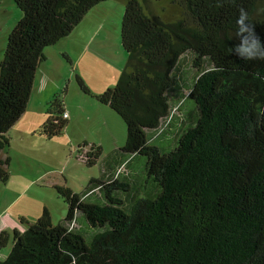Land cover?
I'll return each mask as SVG.
<instances>
[{
	"label": "trees",
	"instance_id": "trees-1",
	"mask_svg": "<svg viewBox=\"0 0 264 264\" xmlns=\"http://www.w3.org/2000/svg\"><path fill=\"white\" fill-rule=\"evenodd\" d=\"M13 1L22 16L0 61V182L44 48L106 0ZM120 1L125 65L94 97L123 120L125 142L107 153L88 142L74 151L90 168L100 158L117 163L80 193L57 186L67 206L60 223L44 209L23 231H1L0 247L11 246L0 264H264V61L229 51L239 43L240 8L264 43V0ZM201 62L210 66L191 73ZM174 71L191 85L195 110L183 112L172 94ZM64 113L55 96L37 133L62 134Z\"/></svg>",
	"mask_w": 264,
	"mask_h": 264
},
{
	"label": "crops",
	"instance_id": "crops-1",
	"mask_svg": "<svg viewBox=\"0 0 264 264\" xmlns=\"http://www.w3.org/2000/svg\"><path fill=\"white\" fill-rule=\"evenodd\" d=\"M110 34H112V31L107 22V30H104L100 37L94 41V35L92 34V40L84 41L82 44L76 43L72 40V37L69 36V38H67V47L65 48L60 46L65 40V36L49 46L56 45L59 51L66 55V59L75 66H77L76 63L78 64V62L82 61L83 55L88 52L91 46L98 48L101 52L105 53L106 57L104 58V63L107 65L105 78L102 79L101 77H98V83L101 86V91H103L107 87H112L123 69L126 60L124 50H121V48L115 50L114 45H111L114 51L110 56H107L111 43L105 39V37ZM91 41L94 43L90 44ZM47 59L48 58L45 54V59L41 61V63H43V68L41 63H39L36 69L32 91L26 110L11 128L9 132V145L3 150L1 155L2 157L7 156L9 158V176L5 182H0V232L6 231L10 235L13 230L23 231L26 229V227L34 222L42 213L37 212L36 208L33 214L30 213L29 210H26L23 206V196L33 181L32 178H29V175L38 169V164L41 158L38 154L41 153V149L47 146V143L50 141V139L39 135L37 130L46 119L45 111L48 102L57 95L60 88V81H57V85L55 86L51 83L50 76H52L53 72L46 71L48 68ZM74 72H77V67H75ZM76 77H79L83 82L80 76L77 75ZM70 90L71 89H65V91ZM82 94L90 98H81L80 94H78V103H75L72 100H66V103L64 104V100H62L65 112L68 114V123L62 134L52 138L55 139V142H51L60 143L65 146V148L69 146L71 150V152H69L71 154L69 158L70 160L74 159L72 157L73 153H76L78 156V152L74 151L85 142L99 145L102 147L103 152L107 153L108 151L123 146V142L125 141L123 139L121 143L120 138L124 134L126 137L125 127L117 118V114L108 105L100 103L95 97L89 96L90 94ZM95 128L102 131L101 135L95 136L94 133H90V131ZM85 132H89L90 134L86 136ZM106 142L107 146L110 144L111 149L105 147ZM116 163V160H113L107 162L105 165L100 164L101 174L107 172V170ZM80 176V186H82L81 184H84L86 180L88 181L93 175L92 172H90L87 176L86 174ZM73 190L78 191L79 189L74 188ZM57 202L58 201L54 204ZM56 206L57 204L55 205V208ZM63 206L65 210H61L62 212L60 211L61 213L59 215H56L55 213V218H53L51 209L48 208L52 223L54 219H57L54 223H60L65 217L66 207L65 205ZM38 209L42 210L41 207ZM8 244L10 248L11 244L9 241L6 245ZM8 252L9 251L7 250L0 251V259L5 258Z\"/></svg>",
	"mask_w": 264,
	"mask_h": 264
},
{
	"label": "rangeland",
	"instance_id": "rangeland-1",
	"mask_svg": "<svg viewBox=\"0 0 264 264\" xmlns=\"http://www.w3.org/2000/svg\"><path fill=\"white\" fill-rule=\"evenodd\" d=\"M124 10L125 5L120 0H106L99 4H96L86 13L83 19L76 25V27L69 33V35L64 38L65 40L60 46L65 48L67 47V38H69V36H71L72 40L76 43L82 44L84 43V41L92 40V34L94 35V41L100 37L104 30H107L108 22L112 34L105 37V39H107L111 43L110 50L107 56H110V54H112V52L114 51L111 45H114L115 50H118V48H121V50H123L120 31ZM21 16L22 12L13 0H0V61L4 55L8 34L12 27L21 18ZM93 41H91L90 44H93ZM44 52L48 58V68L46 71L53 72L52 76H50L52 85L54 84L55 86L57 85V81H60V88L56 96H58V98H60L61 100H64V104L66 103V100H72L75 103H78V94H80L81 98L88 97L82 94L84 92L80 89L79 81L76 77L77 75L82 78L84 85L87 88L88 93L90 94L89 96L91 97L99 95L100 93L108 89L107 87L103 91H101V86L98 83V77L104 79L105 71L107 69V65L106 63H104L106 54L101 52L98 48H94L93 46H91L88 52L83 55L82 61L78 62V64L76 63L77 66H75L73 63H70L66 59V55L63 52H60L56 45L45 47ZM41 66L43 68V63H41ZM203 66L208 67L210 65L209 63L205 64L204 62H201L198 67L193 66L191 68V73H197L198 69H203ZM75 67H77V72H74ZM182 67H185V62ZM177 73H175L174 71V73L172 74V94H174L175 97L181 98L182 110L183 112L185 111V113H188L190 110H195V104L193 100L191 98H188L186 95L191 85L188 87V83L183 80L180 81L177 76L181 77V75ZM188 80L189 79H187V81ZM65 89L71 90L65 91ZM116 116L125 127L122 119L118 115ZM90 133H94L95 136H99L101 135L102 131L98 128H95L90 131ZM90 133L85 132V135L88 136ZM124 137L125 134L120 138L121 143L123 139L125 141L126 137ZM54 140L55 139H50L49 143H47V146L43 147L41 149V153L38 154L41 157L38 164V169L37 171L29 175V178H32L33 181L30 187L27 188V191L23 196V206L26 210H29L30 213L33 214L35 212V208L37 212L42 213L43 209L48 210V208H50L53 218L56 217L55 213L56 215H59L63 210H65L63 205H65L67 210V206L63 196L57 191V186H65L71 190L77 188L79 189L78 191H73L80 193L81 191H83L88 182L86 180V182L84 184H81L82 186H80V175L86 174L87 176L90 172H92V175L95 177H103L101 174L100 166V164H102V161L100 160L101 158L96 164L92 166V168L87 167L83 164L82 161H80L76 153H73V151L72 157L74 159L70 160L69 158L71 154L69 152H71V150L69 146L65 148V146L60 143H51L55 142ZM105 145V147L111 149L110 144H108L107 146L106 142ZM167 145L171 146V143H168ZM103 156L104 155H102V158ZM56 201L58 202L56 203L57 206L55 208L56 204L54 203ZM40 207L42 208V210L38 209ZM56 221L57 219H54L53 224H56L54 223ZM81 221L85 222L84 215H82ZM85 230L87 232L95 231L94 228L92 229L90 227L85 228ZM83 235L86 239H89L88 234L83 233ZM9 249V244L0 247V251H9Z\"/></svg>",
	"mask_w": 264,
	"mask_h": 264
},
{
	"label": "clouds",
	"instance_id": "clouds-1",
	"mask_svg": "<svg viewBox=\"0 0 264 264\" xmlns=\"http://www.w3.org/2000/svg\"><path fill=\"white\" fill-rule=\"evenodd\" d=\"M235 34L239 37V43L229 51H234L242 61H264V43L255 34L253 19L244 8L238 10Z\"/></svg>",
	"mask_w": 264,
	"mask_h": 264
},
{
	"label": "built area",
	"instance_id": "built-area-1",
	"mask_svg": "<svg viewBox=\"0 0 264 264\" xmlns=\"http://www.w3.org/2000/svg\"><path fill=\"white\" fill-rule=\"evenodd\" d=\"M63 116L66 117V116H67V113L65 112V113L63 114Z\"/></svg>",
	"mask_w": 264,
	"mask_h": 264
}]
</instances>
